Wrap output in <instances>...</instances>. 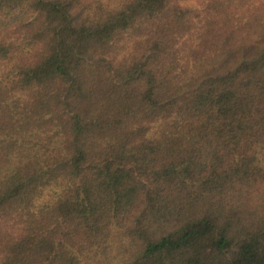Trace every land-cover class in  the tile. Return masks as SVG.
Here are the masks:
<instances>
[{
	"label": "trees",
	"instance_id": "16d2710c",
	"mask_svg": "<svg viewBox=\"0 0 264 264\" xmlns=\"http://www.w3.org/2000/svg\"><path fill=\"white\" fill-rule=\"evenodd\" d=\"M0 264H264V0H0Z\"/></svg>",
	"mask_w": 264,
	"mask_h": 264
}]
</instances>
